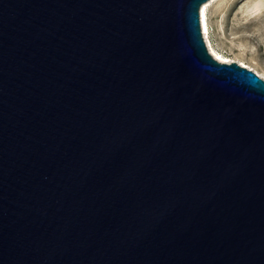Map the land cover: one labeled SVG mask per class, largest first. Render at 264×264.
<instances>
[{"label": "water", "instance_id": "obj_1", "mask_svg": "<svg viewBox=\"0 0 264 264\" xmlns=\"http://www.w3.org/2000/svg\"><path fill=\"white\" fill-rule=\"evenodd\" d=\"M207 1L0 0V264H264V80Z\"/></svg>", "mask_w": 264, "mask_h": 264}, {"label": "rangeland", "instance_id": "obj_2", "mask_svg": "<svg viewBox=\"0 0 264 264\" xmlns=\"http://www.w3.org/2000/svg\"><path fill=\"white\" fill-rule=\"evenodd\" d=\"M204 16L211 48L264 80V0H208Z\"/></svg>", "mask_w": 264, "mask_h": 264}, {"label": "bare ground", "instance_id": "obj_3", "mask_svg": "<svg viewBox=\"0 0 264 264\" xmlns=\"http://www.w3.org/2000/svg\"><path fill=\"white\" fill-rule=\"evenodd\" d=\"M206 6V3H204L199 10V19H200V28H201V33H202V37L203 40L205 42L207 51L209 52V54L217 61L222 62V63H230L231 61L228 59H225L221 54L217 53L214 49L211 48V46L209 45V42L207 40V30H206V24H205V16H204V8ZM243 66L244 65H240Z\"/></svg>", "mask_w": 264, "mask_h": 264}]
</instances>
